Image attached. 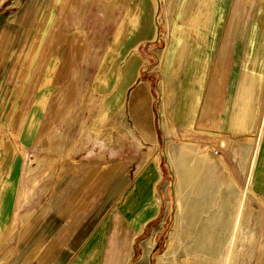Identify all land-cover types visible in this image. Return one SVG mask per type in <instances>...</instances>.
Instances as JSON below:
<instances>
[{
  "label": "rangeland",
  "instance_id": "obj_1",
  "mask_svg": "<svg viewBox=\"0 0 264 264\" xmlns=\"http://www.w3.org/2000/svg\"><path fill=\"white\" fill-rule=\"evenodd\" d=\"M54 1L3 0L0 4V170L4 179L9 165H15L8 220L0 232V264L19 247L22 226L31 222L32 213L46 210L52 183L71 162L85 160L104 161L99 162L103 168L112 164L130 179L117 202L111 203L109 189L114 170L104 174L96 189V198L105 194L103 225L111 240L103 244V260L85 264H135L140 253L143 261L136 264H264V171L259 170L264 148V69L255 123L245 132L223 134L219 143L213 138L195 140L174 134L173 125L159 114L167 21L190 20L193 8H208V2L212 11L227 10L226 19H231L235 5L246 1L250 11L253 0H225V4L221 0H160L158 11L155 0H119L114 6L111 0ZM107 6L115 10L107 11ZM137 41L141 43L132 50L126 75L125 53ZM117 73L121 75L111 90ZM136 82L145 85L147 103L155 115L156 145L142 142L137 124L132 125L127 104ZM44 94L56 103L48 105ZM39 96L51 119L38 108ZM117 103H121L120 112L114 114ZM140 114L144 124L146 114ZM89 129H97L103 147L87 143L83 134ZM120 146L117 157L111 156L112 149ZM85 200L82 211L88 213L94 200L87 194ZM140 210L149 221L132 246L130 261L129 242L119 251L115 240L119 238L116 229L133 220H120L117 215L141 214Z\"/></svg>",
  "mask_w": 264,
  "mask_h": 264
},
{
  "label": "crops",
  "instance_id": "obj_2",
  "mask_svg": "<svg viewBox=\"0 0 264 264\" xmlns=\"http://www.w3.org/2000/svg\"><path fill=\"white\" fill-rule=\"evenodd\" d=\"M2 1L0 0V4ZM111 1L113 2L111 6L119 3V0ZM263 2L264 0H253L250 11L246 1L245 4L235 5L236 12L231 19H226L225 9L212 11L208 2L205 3L208 8L204 5L203 10L193 8L190 20L167 21V41L159 71L161 77L159 84L163 90L159 114L161 120L164 118L173 125L174 134H185L195 140L213 138L219 143V138L224 136L223 134L242 133L247 131L249 126H253L259 82L264 69ZM221 3L225 4L226 1L221 0ZM63 7L61 3L60 11ZM106 8L107 11L115 10L109 9L108 6ZM51 26L53 20L48 24V29ZM139 41L134 42L125 53V60L129 62L125 69L126 75L131 67L130 55L135 45H140ZM120 75L117 73L116 82L111 90L115 88ZM44 96L48 105L56 103L50 94ZM39 98L40 96L36 99L38 108L46 110L39 104ZM147 102L145 85L136 82L129 90L127 104L133 116L132 125L137 124L136 129L142 142L156 145L158 140L154 125L155 115L151 113ZM102 104H105L102 105L103 108L107 107L106 101ZM120 107L121 103H117L113 108L117 110L115 112L113 110V113L120 112ZM46 112L51 119L49 111ZM141 112L146 114L144 124L140 120ZM161 120L160 128L164 133ZM67 136L69 137L68 133ZM121 147L112 149L115 151H112L114 153L111 156L117 157ZM108 152L111 153V148ZM99 162L88 163L85 160L79 164L75 161L70 163L68 169L52 183L49 200L44 205L46 210L32 213L31 222H26L22 226L23 236L19 240V247L16 246V251L14 250L3 264H85L91 259L103 260L102 255L106 251L103 244L111 238L107 237L110 231L103 225L105 194L99 199L95 196H98L96 189L103 183L104 174L114 170L115 166L109 164L103 168L99 166ZM14 167V164L9 165L5 179L4 173L2 174L0 170V232L8 220ZM263 168L264 148L259 170L264 171ZM115 172L114 170L113 174ZM129 181V176L120 170L111 177L109 186L111 196L113 195L111 203L120 199ZM153 191V197L157 202L155 189ZM85 194L94 200L92 202L94 205L88 213L82 211L84 204L87 203V200L84 201ZM140 213L117 215L120 220H133L126 223L127 227L116 229L119 238L115 240L119 251L129 242L130 248L127 252L130 261L132 246L149 221V217L143 214L142 210ZM12 219L14 220L13 217ZM233 230L236 234L238 226ZM27 234H30L31 238L26 241L24 237ZM142 261L143 255L140 253L136 263Z\"/></svg>",
  "mask_w": 264,
  "mask_h": 264
},
{
  "label": "bare ground",
  "instance_id": "obj_3",
  "mask_svg": "<svg viewBox=\"0 0 264 264\" xmlns=\"http://www.w3.org/2000/svg\"><path fill=\"white\" fill-rule=\"evenodd\" d=\"M159 2L160 0H155L154 1V8L156 11H158V7H159ZM102 11V10H101ZM109 15V14H108ZM106 16V15H105ZM104 17V16H103ZM108 18V17H106ZM105 22V21H104ZM158 36L155 34V38H157ZM211 95V94H210ZM263 120H264V117H263ZM83 136H85V139L87 141V143L91 144L92 146H97V147H103L104 144L103 142L100 141L99 139V136H98V131L97 129H89V130H86L83 134ZM258 146V145H257ZM109 148V147H108ZM256 154V153H255ZM255 154L252 155V158H251V163H250V166L248 168V171H247V181L248 179L250 178V175L252 173V170H253V166H254V160H255ZM245 196V195H244ZM243 196V198H244ZM243 203V202H242ZM151 254V253H150Z\"/></svg>",
  "mask_w": 264,
  "mask_h": 264
}]
</instances>
